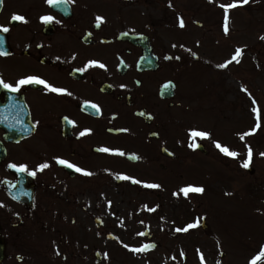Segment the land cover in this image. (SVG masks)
<instances>
[{
    "label": "flooded vegetation",
    "instance_id": "flooded-vegetation-1",
    "mask_svg": "<svg viewBox=\"0 0 264 264\" xmlns=\"http://www.w3.org/2000/svg\"><path fill=\"white\" fill-rule=\"evenodd\" d=\"M160 2L0 3V26L9 29L0 31V78L16 85L35 76L72 94L25 85L8 95L0 85V264H137L143 259L130 248L145 244L155 245L159 264L195 259L209 229L176 231L196 223L195 195L180 190L209 164L196 163L205 146L190 147L198 141L191 117L199 104L181 93L180 76L194 57L163 29ZM131 35L142 36L143 46ZM90 61L105 68L78 71ZM42 163L50 167L40 171Z\"/></svg>",
    "mask_w": 264,
    "mask_h": 264
},
{
    "label": "rangeland",
    "instance_id": "rangeland-1",
    "mask_svg": "<svg viewBox=\"0 0 264 264\" xmlns=\"http://www.w3.org/2000/svg\"><path fill=\"white\" fill-rule=\"evenodd\" d=\"M234 2L237 0H174L181 12L187 14L188 8L200 11L197 18L204 24L202 29H194V53L200 57V61L192 65L190 70L193 71L186 79L188 95L201 97V106L206 109L196 114L192 119L193 125L197 131L210 134L206 141L213 157L219 162L221 158L226 160L223 162H230L232 169H235L236 157L223 154L215 144L220 141L215 140L218 136L216 133L219 134L215 124H222L221 119H226L222 127L226 133L221 134L225 143L229 147L244 148V151H235L244 160L247 159L249 147L253 152L251 165L248 169L243 168L241 179L229 181V187H220L213 179L210 183L217 191L228 190L243 196V208L240 207L242 202L237 206L228 203L229 209L224 211L223 205L214 203L218 199L212 200L199 193L196 195V205L208 215V222L223 229L222 236L225 235L227 242V246L224 242L221 246H211L214 255H210L208 247L203 245V257L209 260L207 264H251L264 251V155H261L264 153V39L261 38L264 37V0H249L247 4H238L227 12L221 7ZM204 8L207 11L203 14ZM225 23L228 26L227 34ZM237 49L242 50L241 55L236 57L239 63L233 60ZM230 60L232 63L228 64ZM222 64L228 66L218 67ZM221 85L227 88L226 97L222 94ZM182 91L187 93L184 89ZM230 135L237 137L240 144L235 139L233 144ZM218 167L221 168L220 165ZM249 169H253L254 174L251 175ZM195 179L201 181L203 178L199 174ZM253 189L263 194L259 196L257 208L252 211V203L248 204L246 200ZM223 251L226 254L224 259L220 256ZM194 264L197 263L194 261ZM261 264H264V260Z\"/></svg>",
    "mask_w": 264,
    "mask_h": 264
},
{
    "label": "snow or ice",
    "instance_id": "snow-or-ice-1",
    "mask_svg": "<svg viewBox=\"0 0 264 264\" xmlns=\"http://www.w3.org/2000/svg\"><path fill=\"white\" fill-rule=\"evenodd\" d=\"M75 0H47V3H49V5H54L56 7H61L62 5H68V4H71V3H74ZM249 2V0H237V2H234L230 5H221V7L225 8V11L227 12L228 9L230 8H235L238 6V4H247ZM0 3H2V0H0ZM171 6V5H170ZM66 10V9H65ZM14 20L16 21H22V22H27L25 20V17L21 16V15H15L13 17ZM98 21H103V18L102 17H98L97 18ZM42 20L43 22L45 23H49L51 21L54 20V17H51V16H44L42 17ZM226 20H227V17H226ZM184 20L183 18H180V27H184ZM224 30H225V33L227 34L228 32V26H227V23H225V26H224ZM0 31H4V32H7L9 31V29L7 27H4V26H0ZM262 39H264V37H261ZM241 52L242 50L240 49H237L234 57H233V60H235L236 63H239L240 61L238 59H236V57H239L241 55ZM0 54H4L6 55V53H0ZM232 63V61H228V64ZM228 64H222V65H219L218 67H221V68H224V67H227ZM93 66H98L100 68H105V65L100 63V62H97V61H90L88 63V65L85 67V68H82V69H78V71H86L88 68L90 67H93ZM0 85H3V87L5 89H8L9 91L11 92H19L21 90V88L25 85H43V87L53 93H61V94H67V95H72L70 92H67L66 89H61V88H57L51 84H49L48 82H46L45 80H43L42 78H39V77H35V76H31V77H26V78H23V79H20L16 85H12L10 83H6L2 78H0ZM90 108L94 109L95 111L99 112V106L94 104V103H90L88 105ZM258 119H259V115H258ZM257 127H259V125H257ZM90 130L86 129L84 131H82L80 133L81 136H84L85 134L89 133ZM251 134V133H249ZM192 137L195 138V137H201V138H210V134L207 133V132H201V131H193L191 133ZM216 144V147L225 155L229 156V157H238L239 156V153L235 152V151H231L227 146H222L219 142H215ZM197 145L195 144H190V147H196ZM101 151L103 152H109V153H112V154H115V155H120V156H124L125 153L122 152V151H119V150H111V149H108V148H103L101 149ZM261 155H264V153H262ZM252 156H253V152H252V149L251 147L248 148V153H247V159L244 160L242 163H241V166L245 169H248L251 165V161H252ZM138 158V157H137ZM57 163L61 164V165H64L70 169H74L76 172L78 173H82L83 175L85 176H92L94 175V173H92L91 171H88V170H85V169H82L80 168L79 166L73 164V163H70L69 161H66L64 159H61V158H57ZM11 168L15 169L16 171L18 172H21V173H25L27 172L29 175L31 176H35L36 175V172L35 171H29L28 167L26 165H20V166H17L16 164H12L10 165ZM50 165L48 163H42L39 165V170L40 171H43L47 168H49ZM119 179H131L130 177H127V176H120L118 177ZM134 183H142L141 181H133ZM144 187H147V188H159L160 185H157V184H147L145 183L144 184ZM185 197L188 196L189 193H199V194H202L204 192V188L203 187H196V186H187V187H184L180 190ZM110 203V202H109ZM149 211H153L155 212L156 211V208H152V209H149ZM198 222L197 223H193V224H189L187 225L185 228L183 229H180V228H177L176 231L177 232H181V231H185L187 232L189 229H192V228H196L198 227ZM141 235H143V233H141ZM124 247L128 248L129 246L128 245H124ZM155 245L154 244H145L143 247H139V248H130L131 251H133L134 253H140V252H144V251H147V250H150L152 248H154ZM175 259V258H173ZM261 259H264V251H261L259 253V255H257L252 261H251V264H258V261H260ZM204 260V257H203V254L201 253V261L203 262Z\"/></svg>",
    "mask_w": 264,
    "mask_h": 264
}]
</instances>
